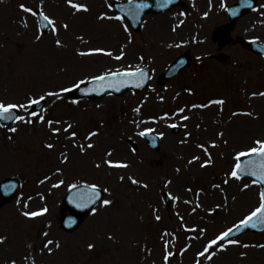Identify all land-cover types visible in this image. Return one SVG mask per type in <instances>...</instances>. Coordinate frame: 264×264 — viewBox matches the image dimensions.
<instances>
[{
  "label": "rangeland",
  "instance_id": "obj_1",
  "mask_svg": "<svg viewBox=\"0 0 264 264\" xmlns=\"http://www.w3.org/2000/svg\"><path fill=\"white\" fill-rule=\"evenodd\" d=\"M38 1L58 5L46 9L55 16L54 28L40 36L21 19L22 8L37 0H0V103L22 106L24 112L16 124L0 125V180L13 176L21 181L18 197L0 209V264H168L170 258L171 264H264V233L245 234L205 252L214 236L261 203L259 185L229 175L236 152L264 142V58L234 43L218 49L212 34L226 20L218 3L206 10L208 20L199 10L198 27L186 33L194 44L195 64L180 77L160 88L154 82L141 95L76 101L53 98L76 81L128 68L129 50L124 48L130 37L99 40L104 31L127 34L121 25L110 24L115 13L111 0H83L84 11L72 8L69 0ZM82 25L90 31H82ZM142 32L136 39L154 30ZM89 33L94 46L111 55L76 69L78 73L66 71L72 57L91 47L72 38ZM234 36L264 41V0L238 22ZM215 50L230 56L227 63L209 59ZM62 52L65 62L58 57ZM122 52L126 56L118 60ZM156 56L160 70L175 57ZM191 78L194 85L188 89ZM150 94L159 104L143 105ZM38 97L49 101L32 115L29 109ZM176 110H184L178 115L187 119L174 134L170 126L179 116L160 122V115L172 117ZM150 127L165 134L161 148L131 147L129 140L138 142L139 132ZM70 149L71 156L64 155ZM231 177L236 181L229 182ZM80 183L104 188L111 203H101L77 231L65 233L59 225L60 200ZM162 190L173 198L171 209ZM44 209L46 215L40 217L24 215ZM5 249L10 255L3 259ZM211 253L215 255L208 259Z\"/></svg>",
  "mask_w": 264,
  "mask_h": 264
},
{
  "label": "snow or ice",
  "instance_id": "obj_2",
  "mask_svg": "<svg viewBox=\"0 0 264 264\" xmlns=\"http://www.w3.org/2000/svg\"><path fill=\"white\" fill-rule=\"evenodd\" d=\"M132 0H129V3H131ZM73 7H76L77 9H79L81 6L80 5H76L73 4ZM138 9H142L143 7H145V5L141 4V5H137L136 6ZM26 11H31L30 9H25ZM86 10V9H85ZM136 15H139V11H137ZM43 19L45 21H47L48 23H52L49 18L47 16H44ZM57 43H59V41H57ZM110 55V53H109ZM113 76H118V75H130V76H136L137 73L136 72H132V73H113ZM139 75L141 77L145 76L146 73L141 69L139 70ZM97 80H105L104 76H99L96 77ZM67 91V89L65 90ZM49 95H51V93H49ZM41 99H43V97H41ZM40 103L39 100H33L32 104H38ZM220 103H223V101H220ZM18 107H22V106H17V105H13V104H9V105H4L3 103H0V120H11L14 118V109H17ZM32 115H36V113H32ZM16 119H21L20 117H16ZM41 119H43V117H41ZM29 123L31 121H28ZM16 129H11V131H15ZM141 135H143V133H141ZM256 144L258 145V147H253L251 148L248 152H241L237 155L236 159L239 161L242 157L245 156H256L260 158V163L256 164L254 167H250L247 171V174L255 176L257 178L258 181L260 182H264V142L262 141H256ZM92 145H89V147H91ZM48 147H51V145H48ZM110 155V153H109ZM110 166H119V167H127V165H111ZM253 161H248L247 164L248 165H253ZM245 172V168H243L241 166L240 163H237L235 165V169L233 170V172L231 173V175L233 177L239 178V174L244 173ZM133 183H137V181L133 180ZM75 187V186H74ZM93 189V202L95 199H99L100 193L95 191V185L91 186ZM146 187V186H145ZM102 203L104 205H108L111 203V201L108 200H104L102 201ZM43 211H47V209H44ZM41 212H32V213H24V215L26 216H38L41 215ZM257 220L260 224H264V192L261 193V204L258 208H256L249 216H247L243 221H241V224L244 226H248L250 222H252L253 220ZM239 227V225L237 226ZM232 229H229L228 231H225L224 233H222L219 237H217L216 240L211 241L210 245L205 249V252L208 251V248L212 247L213 245H216L218 243V241H224L226 238L229 237L230 233H231ZM229 243H235V241H228ZM49 243H51V241H49ZM89 247L91 248L92 246L89 245ZM221 247H223V245H221ZM205 253H200V255H204ZM212 255H215V253H211L210 255L207 256L208 259H211Z\"/></svg>",
  "mask_w": 264,
  "mask_h": 264
},
{
  "label": "water",
  "instance_id": "obj_3",
  "mask_svg": "<svg viewBox=\"0 0 264 264\" xmlns=\"http://www.w3.org/2000/svg\"><path fill=\"white\" fill-rule=\"evenodd\" d=\"M264 49V47H262ZM257 229H262V225H259Z\"/></svg>",
  "mask_w": 264,
  "mask_h": 264
},
{
  "label": "bare ground",
  "instance_id": "obj_4",
  "mask_svg": "<svg viewBox=\"0 0 264 264\" xmlns=\"http://www.w3.org/2000/svg\"><path fill=\"white\" fill-rule=\"evenodd\" d=\"M76 26H78V25H76ZM84 30H85V29H84ZM90 58H93V57H90ZM77 61H79V62H80L81 60H80V59L77 57Z\"/></svg>",
  "mask_w": 264,
  "mask_h": 264
}]
</instances>
